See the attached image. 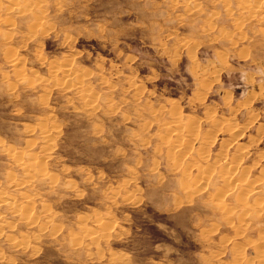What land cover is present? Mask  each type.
Masks as SVG:
<instances>
[{"label": "rangeland", "instance_id": "374dc122", "mask_svg": "<svg viewBox=\"0 0 264 264\" xmlns=\"http://www.w3.org/2000/svg\"><path fill=\"white\" fill-rule=\"evenodd\" d=\"M0 264H264V0H0Z\"/></svg>", "mask_w": 264, "mask_h": 264}, {"label": "bare ground", "instance_id": "6f19581e", "mask_svg": "<svg viewBox=\"0 0 264 264\" xmlns=\"http://www.w3.org/2000/svg\"><path fill=\"white\" fill-rule=\"evenodd\" d=\"M207 119V118H206ZM258 130V129H257ZM217 156V155H216ZM31 169V168H30ZM220 171V170H219ZM251 181V180H250ZM255 205V204H254ZM263 208V207H262Z\"/></svg>", "mask_w": 264, "mask_h": 264}]
</instances>
